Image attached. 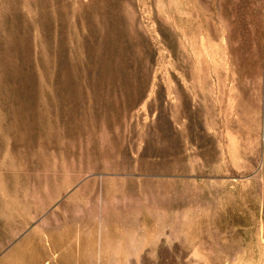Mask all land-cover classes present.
I'll list each match as a JSON object with an SVG mask.
<instances>
[{"label":"rangeland","instance_id":"rangeland-1","mask_svg":"<svg viewBox=\"0 0 264 264\" xmlns=\"http://www.w3.org/2000/svg\"><path fill=\"white\" fill-rule=\"evenodd\" d=\"M263 67L264 0H0V264H264Z\"/></svg>","mask_w":264,"mask_h":264},{"label":"built area","instance_id":"built-area-1","mask_svg":"<svg viewBox=\"0 0 264 264\" xmlns=\"http://www.w3.org/2000/svg\"><path fill=\"white\" fill-rule=\"evenodd\" d=\"M262 85H263V93H264V67H263V70H262ZM262 157H261V160H260V168H262L264 170V134L262 135ZM263 186H264V182H263Z\"/></svg>","mask_w":264,"mask_h":264},{"label":"crops","instance_id":"crops-1","mask_svg":"<svg viewBox=\"0 0 264 264\" xmlns=\"http://www.w3.org/2000/svg\"><path fill=\"white\" fill-rule=\"evenodd\" d=\"M258 91H260V87H259Z\"/></svg>","mask_w":264,"mask_h":264}]
</instances>
